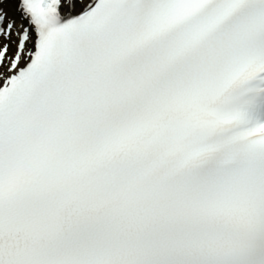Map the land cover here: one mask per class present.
Listing matches in <instances>:
<instances>
[{"label":"snow or ice","instance_id":"1","mask_svg":"<svg viewBox=\"0 0 264 264\" xmlns=\"http://www.w3.org/2000/svg\"><path fill=\"white\" fill-rule=\"evenodd\" d=\"M0 264H264V0H0Z\"/></svg>","mask_w":264,"mask_h":264}]
</instances>
